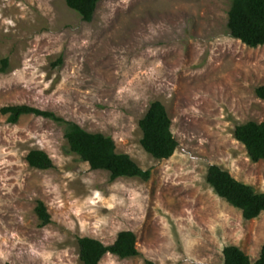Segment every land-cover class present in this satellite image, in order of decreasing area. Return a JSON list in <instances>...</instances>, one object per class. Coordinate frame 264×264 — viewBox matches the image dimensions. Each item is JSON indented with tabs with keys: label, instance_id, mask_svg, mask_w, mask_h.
<instances>
[{
	"label": "rangeland",
	"instance_id": "rangeland-1",
	"mask_svg": "<svg viewBox=\"0 0 264 264\" xmlns=\"http://www.w3.org/2000/svg\"><path fill=\"white\" fill-rule=\"evenodd\" d=\"M229 0H101L91 22L65 0H0V264H82L77 239L112 244L136 235L139 256L99 264H222L237 246L251 262L264 244V214L245 220L206 181L210 165L264 193V159L253 162L237 125L264 122V45L230 36ZM61 58V64L57 60ZM160 101L178 147L156 160L139 121ZM53 112L111 137L150 179L92 170L68 152L64 126L6 106ZM53 167L28 165L31 150ZM41 201L50 222L41 226Z\"/></svg>",
	"mask_w": 264,
	"mask_h": 264
},
{
	"label": "trees",
	"instance_id": "trees-1",
	"mask_svg": "<svg viewBox=\"0 0 264 264\" xmlns=\"http://www.w3.org/2000/svg\"><path fill=\"white\" fill-rule=\"evenodd\" d=\"M66 5L77 12L84 22H91L95 10L101 0H65ZM227 27L230 36L242 44L256 48L264 45V0H229ZM62 59L57 60L61 64ZM1 71H5L8 60H1ZM258 98L264 100V85L255 89ZM1 113L7 115L9 123H16L23 115H34L50 119L64 126V137L68 144V152L75 154L82 162L90 165L92 170H103L109 173V180L118 178L150 179L151 170H144L128 155L118 153L114 140L102 133H91L74 122L65 121L53 112L41 110L28 105L6 106ZM142 133L140 144L144 151L156 160L169 159L178 147V142L171 130V119L160 101L150 103L145 115L139 121ZM234 138L244 145L249 158L253 162L264 159V122L249 121L237 125ZM26 161L32 168L48 170L53 162L42 150H31ZM207 183L214 192L231 206L239 209L245 220H252L264 214V193L257 192L254 187L235 179L227 170L219 165H210L206 174ZM36 214L45 226L50 222V215L43 202L38 201ZM136 235L126 230L118 233L115 241L105 245L100 240L90 237L77 239L79 259L82 264H99L106 254L120 259L133 258L140 255L136 247ZM8 264V263H5ZM222 264H264V244L259 258L251 262L237 246L223 248Z\"/></svg>",
	"mask_w": 264,
	"mask_h": 264
}]
</instances>
